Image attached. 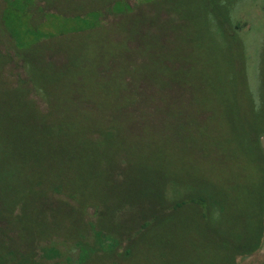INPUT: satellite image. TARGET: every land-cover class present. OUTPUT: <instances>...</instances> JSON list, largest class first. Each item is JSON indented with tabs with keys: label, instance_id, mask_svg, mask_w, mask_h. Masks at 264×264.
Wrapping results in <instances>:
<instances>
[{
	"label": "rangeland",
	"instance_id": "rangeland-1",
	"mask_svg": "<svg viewBox=\"0 0 264 264\" xmlns=\"http://www.w3.org/2000/svg\"><path fill=\"white\" fill-rule=\"evenodd\" d=\"M263 196L264 0H0V263L264 264Z\"/></svg>",
	"mask_w": 264,
	"mask_h": 264
},
{
	"label": "trees",
	"instance_id": "trees-1",
	"mask_svg": "<svg viewBox=\"0 0 264 264\" xmlns=\"http://www.w3.org/2000/svg\"><path fill=\"white\" fill-rule=\"evenodd\" d=\"M163 5H164L163 3L158 4L157 5L158 9L159 10L162 9ZM168 5H169V10H170L171 9V5L170 4H168ZM165 7H166V5H164V8ZM214 13H215V16L217 17L218 13L215 12L214 10H212L211 14H214ZM27 60L30 61L29 58H27ZM30 77H32V75H30ZM20 86H22V85H17V87H20ZM107 128L108 129H103V130L101 129L100 132L104 131L107 134H111L112 130L109 129V127H107ZM54 189H56V187H54ZM191 197H193V195H190V198ZM194 199L196 200V198H194ZM198 200H202V197H199ZM261 208H262L261 227H259L258 230H257V233H256L257 237H256L255 241L249 242L250 243V245H249L250 247L248 249V252L255 251V250H257V249H259L261 247V238H262L263 232H264V196H263V202L261 204ZM29 249L30 248H28L26 251L21 250L22 252H19V253L15 252L14 250H9L8 254H9V256H12V257H16V256L19 257L20 256L21 259L19 261V264H25L26 262H30L29 257L32 255V251H30ZM0 256L2 257V253L1 252H0ZM3 262L4 261H2V263H0V264H4Z\"/></svg>",
	"mask_w": 264,
	"mask_h": 264
}]
</instances>
